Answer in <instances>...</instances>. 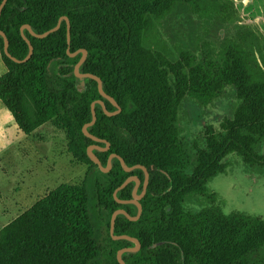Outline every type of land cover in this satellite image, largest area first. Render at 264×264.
<instances>
[{"label":"trees","instance_id":"trees-1","mask_svg":"<svg viewBox=\"0 0 264 264\" xmlns=\"http://www.w3.org/2000/svg\"><path fill=\"white\" fill-rule=\"evenodd\" d=\"M3 0H0V5ZM155 1V0H154ZM161 2L167 0H157ZM184 5L186 0H173ZM140 0H8L0 17V31L17 60L29 54L20 29L28 25L38 35L67 25L45 39L25 36L34 48L32 58L16 64L3 51L7 70L0 78V102L12 115L19 131L29 136L55 120L66 131L69 152L89 166L82 187L63 185L36 203L0 231V264H119L117 253L134 245L115 241L110 234L114 212L136 217L131 202L134 184L114 193L130 177L142 184L144 173L123 171L113 160L102 173L87 155L97 144L82 132L91 123V105L103 101L109 113L116 109L102 99L97 83L78 79L75 66L85 50L81 74L101 79L104 92L121 107L107 117L96 106L97 121L88 132L110 144L108 152L94 151L106 168L110 155L120 156L129 168L145 167L149 184L140 200L142 216L131 222L119 216L114 236L137 239L141 249L124 254L126 264H264V219L240 212L228 215L215 206L217 195L208 184L225 174L229 156L241 158L250 170L264 171V60L248 49L259 38L239 32L236 42L226 41L219 60L204 53L201 60L181 52L170 62L163 54L134 41V22ZM170 6H173L171 3ZM235 88L240 102L232 119H224L216 132L207 127L203 146L179 141L177 118L185 97L203 105L219 98L226 87ZM83 90L81 91V88ZM168 174V177L164 175ZM190 195L211 206L198 213L181 205ZM169 208V211L167 210Z\"/></svg>","mask_w":264,"mask_h":264},{"label":"rangeland","instance_id":"rangeland-1","mask_svg":"<svg viewBox=\"0 0 264 264\" xmlns=\"http://www.w3.org/2000/svg\"><path fill=\"white\" fill-rule=\"evenodd\" d=\"M139 3L134 41L172 63L181 52L198 60L210 53L219 60L223 43L236 42L237 33L245 31L259 38L248 49L260 50L262 55L256 58L264 60V0H248L247 5L244 0H186L184 5L167 0L162 6L157 0ZM6 72L0 50V78ZM239 103L232 86L209 105L185 97L178 110L179 141L188 147L203 146L206 128L219 132L220 123L233 118ZM69 143L66 131L55 120L25 136L0 102V231L59 187L83 186L89 166L74 160ZM224 162L225 174L208 184L217 195L215 206L227 215L240 212L264 219V171L248 169L235 155ZM210 206L205 199L190 195L181 208L198 213Z\"/></svg>","mask_w":264,"mask_h":264},{"label":"water","instance_id":"water-1","mask_svg":"<svg viewBox=\"0 0 264 264\" xmlns=\"http://www.w3.org/2000/svg\"><path fill=\"white\" fill-rule=\"evenodd\" d=\"M8 0H3L1 5H0V17L2 15V11L4 9V7L6 6ZM248 3V0H244V4L247 5ZM65 21L66 22V25H67V44H68V47H70L71 45V26H70V22L68 20V18L66 17H62L58 23H57V26L42 34V35H38L36 34L30 26L28 25H25L23 26L21 29H20V34H21V37L22 39L25 41V43L28 45V48H29V54L28 56L20 61V60H17L16 58L12 57L11 54L9 53V46H10V43H9V40L7 38V36L0 31V37L3 38V41H4V47H3V51H4V54L5 56L10 59L12 62L20 65V64H25L27 63L33 56L34 54V48L31 44V42L29 41V39L25 36V31H27L33 38H36V39H45L47 38L48 36H50L51 34H54L56 33L57 31H59L60 27H61V24L62 22ZM68 55L70 57H76L78 54H82V57L80 59V61L78 62V64L75 66V69H74V72H75V76L78 78V79H90V80H93L97 83V87H98V92L101 96L102 99L108 101L115 109H116V112L114 113H109L107 110H106V107L104 105V102L103 101H96L94 103H92L91 105V113H92V121L91 123L89 124H86L83 129H82V132L84 134V136L90 140H92L94 143H97V144H105L106 145V148H100L99 146L97 145H92V146H89L87 148V155L89 157V159L95 164L97 165L98 169L104 173V174H107L109 173V171L111 170V163L113 160H118L121 164V167L123 169L124 172L126 173H131V172H134L136 170H141L143 171L144 173V181H143V189L142 191L139 190L140 186L142 185V182L141 180L138 178V177H130L128 178L124 184L119 187V189H117L114 193V198L117 200V193L120 191V190H123L124 188H126L129 184H135L134 185V189L132 191V201L131 202H120L118 201V203H124V204H132L134 205L136 208H137V215L136 217H131L126 211L124 210H118L116 212L113 213L112 215V218H111V223H110V234L112 235V238L113 240L115 241H128L132 244H135L134 247H131V248H127V249H123L121 251H119L117 253V260H118V263L119 264H126L122 257L124 254H133V253H137L139 252V250L141 249V244L140 242L135 239V238H130L128 236H114V229H115V222H116V219L119 217V216H124L125 218H127L129 221L131 222H137L141 216H142V212H143V209H142V205L140 204V200H142L146 193H147V188H148V184H149V173L147 171V169L145 167H142V166H134V167H127L123 161V159L116 155V154H112L110 155L109 159H108V163H107V166L106 168H104L100 162V160L97 158V156L94 154V151H100V152H108L110 150V144L106 141H103V140H100L94 136H92L89 132H88V129L93 127L97 121V114H96V106L99 105L103 108V111L105 113V115L107 117H114V116H117L119 113H121V107L116 103V101L111 98L110 96H108L104 90H103V85H102V81L100 78L94 76V75H91V74H81L79 72L81 66L84 64V62L86 61V58H87V52L85 50H81V51H78L74 54H70L69 53V48H68V51H67ZM259 61V64L260 66L263 68V65L261 64L260 60ZM264 69V68H263ZM83 90V87L81 88V91Z\"/></svg>","mask_w":264,"mask_h":264},{"label":"flooded vegetation","instance_id":"flooded-vegetation-1","mask_svg":"<svg viewBox=\"0 0 264 264\" xmlns=\"http://www.w3.org/2000/svg\"><path fill=\"white\" fill-rule=\"evenodd\" d=\"M164 175L166 176V177H168V174L167 173H165L164 172ZM142 189H143V184L140 186V188H139V190L140 191H142ZM168 211H169V208L167 209ZM202 211V210H201ZM192 213V212H191ZM227 215V214H226ZM134 247V246H133ZM140 251V250H139Z\"/></svg>","mask_w":264,"mask_h":264}]
</instances>
